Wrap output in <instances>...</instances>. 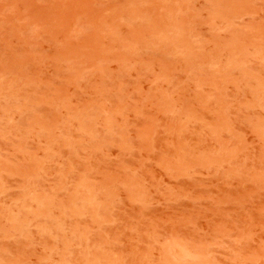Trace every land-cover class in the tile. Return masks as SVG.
<instances>
[{
	"label": "rangeland",
	"instance_id": "obj_1",
	"mask_svg": "<svg viewBox=\"0 0 264 264\" xmlns=\"http://www.w3.org/2000/svg\"><path fill=\"white\" fill-rule=\"evenodd\" d=\"M0 264H264V0H0Z\"/></svg>",
	"mask_w": 264,
	"mask_h": 264
}]
</instances>
